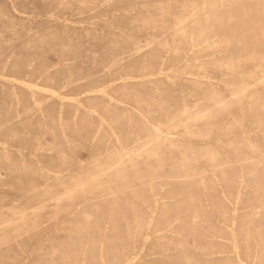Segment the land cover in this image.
Wrapping results in <instances>:
<instances>
[{
	"label": "rangeland",
	"instance_id": "1",
	"mask_svg": "<svg viewBox=\"0 0 264 264\" xmlns=\"http://www.w3.org/2000/svg\"><path fill=\"white\" fill-rule=\"evenodd\" d=\"M0 264H264V0H0Z\"/></svg>",
	"mask_w": 264,
	"mask_h": 264
}]
</instances>
